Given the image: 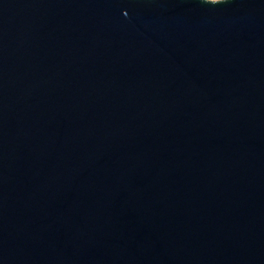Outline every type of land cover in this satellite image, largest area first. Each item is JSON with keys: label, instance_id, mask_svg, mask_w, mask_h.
<instances>
[{"label": "water", "instance_id": "water-1", "mask_svg": "<svg viewBox=\"0 0 264 264\" xmlns=\"http://www.w3.org/2000/svg\"><path fill=\"white\" fill-rule=\"evenodd\" d=\"M0 264H264V0H0Z\"/></svg>", "mask_w": 264, "mask_h": 264}, {"label": "clouds", "instance_id": "clouds-1", "mask_svg": "<svg viewBox=\"0 0 264 264\" xmlns=\"http://www.w3.org/2000/svg\"><path fill=\"white\" fill-rule=\"evenodd\" d=\"M222 2H224V0H222Z\"/></svg>", "mask_w": 264, "mask_h": 264}]
</instances>
